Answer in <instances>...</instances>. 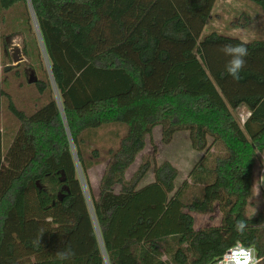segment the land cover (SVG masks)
Segmentation results:
<instances>
[{"label":"trees","instance_id":"16d2710c","mask_svg":"<svg viewBox=\"0 0 264 264\" xmlns=\"http://www.w3.org/2000/svg\"><path fill=\"white\" fill-rule=\"evenodd\" d=\"M250 1L264 14V0ZM216 2L0 0V48L2 12L19 7L38 26L50 67V79L34 84L55 91L27 114L0 85V111L7 98L20 123L6 151L0 128V264H213L237 242L264 256V214L246 215L264 153V38L247 41L233 80L221 49L243 39L205 31ZM23 51L32 57L29 45ZM240 108L249 112L242 124ZM107 126L124 133L95 197L85 134ZM158 126L164 143L188 131L195 151L224 149L212 168L194 167L190 177L203 188L188 202L168 161L154 165L145 185L151 160L126 177ZM216 207L221 223L196 229L192 212ZM241 219L243 234L235 230ZM68 248L75 255L60 261L56 253Z\"/></svg>","mask_w":264,"mask_h":264},{"label":"rangeland","instance_id":"374dc122","mask_svg":"<svg viewBox=\"0 0 264 264\" xmlns=\"http://www.w3.org/2000/svg\"><path fill=\"white\" fill-rule=\"evenodd\" d=\"M242 5L245 7L243 8ZM21 10L16 7L2 12V32L6 40L0 48V85L10 95L19 109L27 114H32L45 104L52 95L54 96L55 91L41 94L34 84L36 79H50V67L37 28L33 23L29 25L22 20ZM261 12V10L258 12V8L250 0H217L210 26L208 25L205 31L209 32L211 29H216L225 35L237 36L244 41L264 38V14L262 15ZM14 44L19 45L25 57L20 64L13 61ZM25 45H29L32 49V57H28L24 53L23 48ZM9 65L11 66L10 69L6 70ZM237 114L241 124L249 116V112L245 108H240ZM19 126V121L8 109V99L4 98L3 107L0 111V128L4 135L5 151L11 144ZM118 133L123 134L124 129L107 126L85 134V157L96 162L88 172L95 197L99 196L100 181L110 159L109 149L118 146ZM211 143L212 138L210 139ZM93 150H98L100 153L98 158L92 157ZM223 154L225 152L220 143L213 145L208 153L195 151L192 148L188 131H180L175 134L170 143H164L162 128L158 126L154 129L152 135L147 138L145 149L139 153L134 164L128 169L126 177L130 179L143 161L151 160L153 167L141 183V185H145L154 180V165H160L168 161L178 171L176 190H179L182 200L188 202L193 197L199 196L203 188V184L196 183L190 177L194 167L200 163L212 168L216 156ZM263 172L264 153H260L254 170V193L251 203L247 207V216L264 214V190L261 187ZM83 185L88 196L84 181ZM119 189L118 187L117 190ZM192 214L195 218L196 229L218 226L223 216L218 207L212 212H192Z\"/></svg>","mask_w":264,"mask_h":264},{"label":"clouds","instance_id":"9594fccd","mask_svg":"<svg viewBox=\"0 0 264 264\" xmlns=\"http://www.w3.org/2000/svg\"><path fill=\"white\" fill-rule=\"evenodd\" d=\"M221 51L229 57L226 64L227 75L233 80L239 81L241 79V73L246 65V57L249 55L247 41L241 40V42L236 44H225L222 46ZM246 228V220L241 219L236 221L235 230L238 233L243 234ZM56 255L60 261H67L74 256L75 253L68 248L63 251H58ZM222 264H264V256L258 255L255 246L244 245L242 242H237L225 251Z\"/></svg>","mask_w":264,"mask_h":264},{"label":"water","instance_id":"95a60500","mask_svg":"<svg viewBox=\"0 0 264 264\" xmlns=\"http://www.w3.org/2000/svg\"><path fill=\"white\" fill-rule=\"evenodd\" d=\"M35 27L38 29V26L35 24ZM13 50H14V55H13V61L18 64L20 62H23L25 57L24 55L22 54V50L21 48L19 47V45L17 44H14L13 45ZM10 65L6 67V70H9L10 69ZM261 187L262 189L264 190V172L262 173L261 175Z\"/></svg>","mask_w":264,"mask_h":264},{"label":"built area","instance_id":"2783aa9c","mask_svg":"<svg viewBox=\"0 0 264 264\" xmlns=\"http://www.w3.org/2000/svg\"><path fill=\"white\" fill-rule=\"evenodd\" d=\"M222 260H223V255L221 257H219L216 261L215 264H222Z\"/></svg>","mask_w":264,"mask_h":264},{"label":"crops","instance_id":"0c3cea01","mask_svg":"<svg viewBox=\"0 0 264 264\" xmlns=\"http://www.w3.org/2000/svg\"><path fill=\"white\" fill-rule=\"evenodd\" d=\"M242 7L244 8L245 6L244 5H242ZM255 7H257L256 5H255ZM258 8V7H257ZM260 11V9L258 8V12ZM262 13V12H261ZM262 15H263V13H262ZM263 21H264V16H263Z\"/></svg>","mask_w":264,"mask_h":264}]
</instances>
